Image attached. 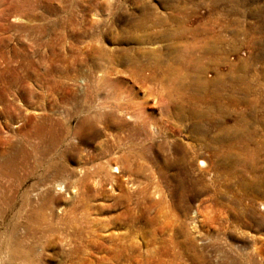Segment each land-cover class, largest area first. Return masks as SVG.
Here are the masks:
<instances>
[{"label":"rangeland","instance_id":"1","mask_svg":"<svg viewBox=\"0 0 264 264\" xmlns=\"http://www.w3.org/2000/svg\"><path fill=\"white\" fill-rule=\"evenodd\" d=\"M0 95V264H264V0H0Z\"/></svg>","mask_w":264,"mask_h":264},{"label":"bare ground","instance_id":"2","mask_svg":"<svg viewBox=\"0 0 264 264\" xmlns=\"http://www.w3.org/2000/svg\"><path fill=\"white\" fill-rule=\"evenodd\" d=\"M12 8V7H11ZM18 9V8H17ZM10 91V90H9ZM208 94H209V91H208V87L206 88V87H202V89H201V95H200V98H199V101L201 102V103H206L207 102V97H208ZM211 94V93H210ZM213 94V93H212ZM210 96V95H209ZM204 99H203V98ZM216 98V97H215ZM0 99H2V96L0 95ZM208 103V102H207ZM215 103V102H214ZM217 103V102H216ZM199 104V103H198ZM209 104V103H208ZM221 104V103H220ZM208 107H211V108H215L216 110L219 108L218 107V103L217 104H214V105H210V106H208ZM210 110V109H209ZM207 117V116H206ZM223 117V116H222ZM224 117H225V115H224ZM212 120H213V118H211ZM50 121H54L53 119H49ZM199 127V126H198ZM45 130H46V132H49L50 134H55V133H58L57 131L58 130H56V128L54 127V129L51 127V128H45ZM53 131H55V133H53ZM41 135V134H40ZM55 139H56V141L57 142H53L52 143V145H58L60 142H61V138H60V136L58 135V136H56L55 137ZM58 143V144H57ZM182 155V154H181ZM178 157V156H177ZM11 158V160H10V162L12 161V160H14L13 162H12V168L13 169H16L15 167H18L16 164H15V162L18 164V165H25V163H26V161H24V160H17L14 156L13 157H10ZM232 159V158H231ZM133 161V162H132ZM127 163L129 164V166H133V165H135L134 164V160H132V158H130L129 156H127ZM172 163V162H171ZM170 163V164H171ZM200 164H203L204 165V161H201L200 162ZM169 165V164H168ZM129 168H131V167H129ZM97 169H102V167H98ZM113 169H114V171L116 172V173H120L121 172V168L119 167V166H114L113 167ZM102 182V181H101ZM47 186V188L46 189H48V188H50L48 185H46ZM58 186H59V189H63L64 188V190H66V186L64 185V186H62V184L60 183V184H58ZM260 188V187H259ZM253 191V190H252ZM255 192V191H254ZM46 196H49V197H51L52 199H55V195H54V193H52L51 192V190H47V192H46V194H45ZM234 210V209H233ZM245 216V215H244ZM18 256V255H17Z\"/></svg>","mask_w":264,"mask_h":264}]
</instances>
